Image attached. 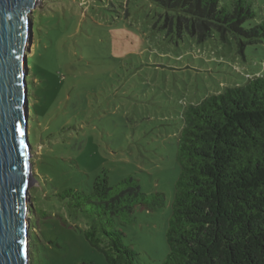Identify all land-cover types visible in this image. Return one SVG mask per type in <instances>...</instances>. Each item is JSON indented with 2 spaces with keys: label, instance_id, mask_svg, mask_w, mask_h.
<instances>
[{
  "label": "rangeland",
  "instance_id": "1",
  "mask_svg": "<svg viewBox=\"0 0 264 264\" xmlns=\"http://www.w3.org/2000/svg\"><path fill=\"white\" fill-rule=\"evenodd\" d=\"M250 4L254 22L264 21V0ZM164 13L152 0H38L29 11L26 264H107L82 234L88 221L54 197L89 193L101 176L113 188L133 178L143 193L165 196L160 210H135L122 240L138 264L166 259L182 114L263 73L264 42L243 59L231 45L168 33Z\"/></svg>",
  "mask_w": 264,
  "mask_h": 264
},
{
  "label": "trees",
  "instance_id": "2",
  "mask_svg": "<svg viewBox=\"0 0 264 264\" xmlns=\"http://www.w3.org/2000/svg\"><path fill=\"white\" fill-rule=\"evenodd\" d=\"M152 2L165 12L163 28L179 38L231 45L243 59L246 47L264 42V21L254 22L250 0ZM246 78L182 114L162 264H264V72ZM54 197L88 221L82 234L107 264H138L122 228L137 208L165 207L162 193H143L133 178L113 188L101 176L89 193L68 189Z\"/></svg>",
  "mask_w": 264,
  "mask_h": 264
},
{
  "label": "water",
  "instance_id": "3",
  "mask_svg": "<svg viewBox=\"0 0 264 264\" xmlns=\"http://www.w3.org/2000/svg\"><path fill=\"white\" fill-rule=\"evenodd\" d=\"M38 0H0V264H26L28 136L22 57ZM31 35V34H30Z\"/></svg>",
  "mask_w": 264,
  "mask_h": 264
},
{
  "label": "bare ground",
  "instance_id": "4",
  "mask_svg": "<svg viewBox=\"0 0 264 264\" xmlns=\"http://www.w3.org/2000/svg\"><path fill=\"white\" fill-rule=\"evenodd\" d=\"M29 181H30V172H29V177H28Z\"/></svg>",
  "mask_w": 264,
  "mask_h": 264
}]
</instances>
